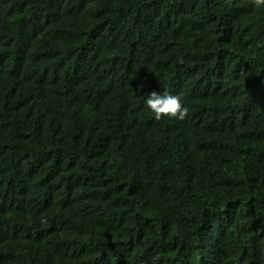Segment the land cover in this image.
Wrapping results in <instances>:
<instances>
[{
	"label": "trees",
	"instance_id": "16d2710c",
	"mask_svg": "<svg viewBox=\"0 0 264 264\" xmlns=\"http://www.w3.org/2000/svg\"><path fill=\"white\" fill-rule=\"evenodd\" d=\"M1 7L0 264H264V8Z\"/></svg>",
	"mask_w": 264,
	"mask_h": 264
},
{
	"label": "clouds",
	"instance_id": "9594fccd",
	"mask_svg": "<svg viewBox=\"0 0 264 264\" xmlns=\"http://www.w3.org/2000/svg\"><path fill=\"white\" fill-rule=\"evenodd\" d=\"M256 8H264V0H253ZM7 8H0V23L6 25ZM146 108L154 114L157 120L167 116L183 120L188 113V108L182 103L181 96L171 92L152 91L144 97Z\"/></svg>",
	"mask_w": 264,
	"mask_h": 264
}]
</instances>
